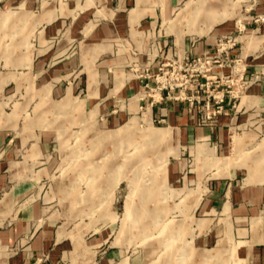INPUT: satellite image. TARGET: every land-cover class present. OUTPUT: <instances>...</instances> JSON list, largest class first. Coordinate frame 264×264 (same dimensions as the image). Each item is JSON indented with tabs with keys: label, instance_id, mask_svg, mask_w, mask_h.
<instances>
[{
	"label": "crops",
	"instance_id": "0c3cea01",
	"mask_svg": "<svg viewBox=\"0 0 264 264\" xmlns=\"http://www.w3.org/2000/svg\"><path fill=\"white\" fill-rule=\"evenodd\" d=\"M122 1L127 4V10L116 8ZM189 1L193 0H82L83 9L67 26L70 11L58 7L33 17L35 27L40 26L37 48L29 49L27 44L0 47V51H9L4 57L0 55V97L2 93H18L24 98L39 99L45 106L39 113V123L22 126L13 118L0 123V245L10 246L9 249L20 245L17 251L6 255L8 264H55L59 252L66 255L69 244H63L61 234L54 229L56 219L48 205L65 190V182H52L59 166L58 145L62 146L66 129L59 118L73 114L75 109H86L93 117H104L103 126L124 122L142 103L138 96L144 83L129 79L122 68L125 61L122 39L130 36L131 42L140 48L145 32L152 33L159 20ZM72 4L77 7L79 0H73ZM246 13L245 22L249 32L254 33L248 36L255 43L246 47L247 36L241 48L248 61L246 78L252 79V83L235 100L227 94L226 113L214 126L199 124V106L190 107L185 102L159 101L149 111L166 123V127L160 128L174 130L179 135L185 157L175 162L174 169L188 164L192 174L198 177L205 171L204 159L214 151L212 144H218L222 157L216 159L217 165L208 176L205 196L191 204L207 214L204 222H210L220 212L224 217L217 220L223 226L234 227V236L241 246L235 250L233 264H264V21L256 23L252 19L253 14L264 13V0H258L253 10ZM96 16L101 22L91 21ZM234 28L235 24L229 23L205 34L186 32L181 47L174 32L176 40L170 42V54H210L219 36ZM30 30L28 34L32 33ZM57 34L62 37L50 49L46 42ZM163 42L168 44L167 37ZM17 50H20L19 58L13 54ZM114 106H120V112L109 115L108 110ZM236 124L242 130L232 145L235 155L230 159L229 131ZM259 132H263L262 137ZM259 146L263 149L257 150ZM254 152L263 157L258 159ZM204 153L208 155L205 157ZM32 194L35 198L29 197ZM12 212L14 216L10 215ZM110 236L104 229L88 244L98 251ZM45 252L50 260L40 262ZM99 256L101 264L117 259L121 264H143L138 254L130 260L123 259L122 250L116 248L106 247Z\"/></svg>",
	"mask_w": 264,
	"mask_h": 264
},
{
	"label": "rangeland",
	"instance_id": "374dc122",
	"mask_svg": "<svg viewBox=\"0 0 264 264\" xmlns=\"http://www.w3.org/2000/svg\"><path fill=\"white\" fill-rule=\"evenodd\" d=\"M72 1L0 0V47L27 44L29 49L37 48V30L40 26L35 27L37 24L35 25L33 17L58 7L60 10L70 11V16L66 19L67 26L72 17L75 18L83 9L80 7L82 0H79L77 7L73 6L75 4ZM220 1L218 4H206L204 0H193L181 4L174 9L173 14L159 20L155 30H151L152 33L145 32L140 48L131 42L130 36L122 39L120 44L125 47L122 49L125 56L122 68L129 79H139L144 83L143 92L138 96L142 103L138 104L137 109L124 122L103 126L104 117H93L86 109H75L73 114L67 113L59 118L66 129L62 135V146L58 145L59 166L52 182H65V190L57 194L55 200L48 205L56 219L54 229L61 234L62 243L69 246L66 248V255L61 256L62 253L59 252L55 264H101L100 250L103 251L106 247L121 249L123 259L129 257L130 260L132 256L142 254L143 258L140 256V260L143 264H233L235 250L241 246L234 236V227L223 226L222 221L217 220L224 217V213L220 212L212 216L214 219L210 222H204L203 218L207 214L200 211L199 206L191 204L196 198H201V201L205 196L208 176L217 165L216 159L222 157L218 153V144H212V154L204 153L205 157L208 155L202 164L205 171L200 172L197 177L192 174L188 164H183L178 170L174 169L175 162L185 157L181 153L183 149L179 135L174 130L169 129L168 137L163 140L155 141L144 136V129L149 125L157 128L167 126L163 119L149 111L155 102H185L190 107L199 106V124L211 128L226 113L224 103L227 94L235 100L251 85L252 79L246 78L248 61L241 47L244 45V38L250 33L245 22L246 12H251L258 0ZM116 5L118 10L128 8L123 1ZM192 14L196 17H190ZM100 19L96 16L91 21L99 23ZM252 19L256 23L262 22L264 13H255ZM210 20H214V23L209 30L229 23H234L235 28L219 36H226L225 41L231 36V41L223 55L222 66H214L207 73L216 75L217 82L209 79L210 91L205 85L203 88L197 86V91L194 89L197 82L189 74L186 76L181 67L175 66L182 56L170 54L169 47L170 42L176 40L174 32L181 47L184 33H195L189 29L204 27ZM29 29L31 34L27 33ZM60 37V34L50 37L46 46L52 49ZM166 37L167 45L163 42ZM254 43V38H246V47L249 48ZM117 48V44L113 45L114 54ZM235 48L239 49L237 53L232 52ZM215 49L209 55L214 54ZM29 52L32 53L31 50ZM8 53V50L0 51L3 57ZM13 54L21 57L20 50ZM173 81L179 85L173 88ZM200 81L206 82V78L200 77ZM216 83L219 84L218 87ZM181 92L194 103L191 105ZM213 92L219 96H213ZM206 102L210 104V117L213 115L211 118L206 115L203 107ZM234 104L236 103L233 101ZM220 106L222 110L219 112L217 109ZM43 107L44 104L34 97L24 98L18 93H2L0 123L9 122L11 118L22 126L39 123V113L43 111ZM119 108L120 106H114L108 110V114L120 112ZM123 126H130V131L123 133V136L110 140L101 139L104 133L122 130ZM238 127V124L230 127V159L235 155L232 145L242 130ZM259 133V137H262L263 132ZM258 149L263 148L259 146ZM139 157L143 170L137 174L132 169L138 168ZM257 157L261 159L263 155L260 153ZM43 188H46V183ZM129 193L133 194L131 197L135 196L131 210L123 206L126 205L124 199ZM29 197L35 198L34 194ZM14 214L12 212L10 215ZM104 229L111 236L98 247V251H94L95 248L90 247L88 242ZM0 247V264H8L6 255L17 251L20 245H14L10 249V246ZM46 260L50 258L45 252L39 261ZM110 264H121V261L113 260Z\"/></svg>",
	"mask_w": 264,
	"mask_h": 264
},
{
	"label": "built area",
	"instance_id": "2783aa9c",
	"mask_svg": "<svg viewBox=\"0 0 264 264\" xmlns=\"http://www.w3.org/2000/svg\"><path fill=\"white\" fill-rule=\"evenodd\" d=\"M225 39H226V36L219 38V40L216 43V49H215L214 54H211V55L203 54V55H197V56L184 55L179 59L178 63H175L176 61H174L175 66L181 67L183 70H185L186 76H187V74H189L188 76L190 78H192L193 81L197 82V84L194 86L195 90H197V86H198V88L199 87L203 88V86L205 85L207 90L210 91L209 86H208V83L210 82L209 79L211 80V82H217L215 78H218V77L216 75H208L207 73L214 66H222L223 61H224L223 55L226 52V49L228 47L227 44L230 43V41H231V36H229L227 41H225ZM237 61H238V59L236 60V62ZM183 66H184V68H183ZM200 77H205L206 82H201ZM176 85H179V83L173 81L172 87L174 88ZM215 85H216V87H218L219 84L216 83ZM214 90H216V89H214ZM217 93H219V92H217ZM181 94L183 95V97H185L189 100V103L191 105L194 103L189 97H187L185 95L184 92H181ZM181 94H180V96H181ZM212 95L215 97L219 96V94H216L214 92L212 93ZM220 100H222V98H220ZM218 101H219V99H218ZM203 107H205L206 115H208V117L211 118L213 115L210 117V111H209L210 104H209V102H206L203 105ZM203 107H202V110H203ZM221 110H222V106H220L217 109V111H219V112Z\"/></svg>",
	"mask_w": 264,
	"mask_h": 264
},
{
	"label": "bare ground",
	"instance_id": "6f19581e",
	"mask_svg": "<svg viewBox=\"0 0 264 264\" xmlns=\"http://www.w3.org/2000/svg\"><path fill=\"white\" fill-rule=\"evenodd\" d=\"M194 14V13H193ZM191 15L190 17H196V15ZM214 23V20H210L206 23V25L204 27H195L193 29H189L190 32H195V33H199V34H204L205 32L209 31V29L211 28V26L213 25ZM180 37V36H179ZM126 131H130V126H123V129H119L117 131H110V132H107V133H104L102 135V137L106 138V139H116V138H119L120 136H123V133H125ZM169 130L166 128V129H163V128H157V127H153L152 125H149L147 128L144 129V136H146L147 138H151V139H154L155 141H158V140H163L165 139L166 137H168L169 135ZM264 145V143H263ZM260 155V154H258ZM261 157V156H260ZM137 166L138 168L136 169H132V171L136 172L137 174H140V172L143 170L141 168V158L139 157V159H137ZM263 171V170H262ZM252 177V175H251ZM134 193V192H132ZM131 195L133 196V194L129 193L128 196H126V199H125V207L128 208V210H131L133 208V201L135 199V196L134 197H131ZM142 199V198H141Z\"/></svg>",
	"mask_w": 264,
	"mask_h": 264
}]
</instances>
